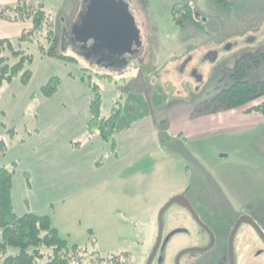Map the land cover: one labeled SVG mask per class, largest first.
Listing matches in <instances>:
<instances>
[{
    "label": "rangeland",
    "instance_id": "obj_1",
    "mask_svg": "<svg viewBox=\"0 0 264 264\" xmlns=\"http://www.w3.org/2000/svg\"><path fill=\"white\" fill-rule=\"evenodd\" d=\"M231 1L234 7L226 11L211 0H125L140 31L141 46L125 70L110 72L87 63L67 43L61 46L83 0H44V10L55 22L62 47L59 52L76 62L51 59L58 63L46 66L49 58L42 57L35 45H23L22 50L34 57L29 67L34 78L27 89L17 78L0 89V108L4 112H0V140L9 147V124L19 129L27 116L36 115V97L24 118L16 113L22 92L34 93L51 78L61 79L64 87L67 73L82 78L86 85L90 78L100 86L104 117L109 116L120 96L123 127L133 122L144 124V119L150 117L159 123L160 131L153 150L132 159L121 177L88 192L80 206L71 208L68 219H55L62 235L69 233L70 244L85 246L90 231L101 257L128 253L131 264H147L157 240L159 211L179 195L196 207L198 216L218 236L213 254L200 258V253H187L180 264H228L227 256L219 255L228 251L229 234L240 215L254 217L264 232V119L246 114L258 102L239 111L211 115L226 121L238 114L233 115V124L212 127L206 134L186 137L191 122L201 117L171 122L184 113L188 117L189 110L193 112L221 87L228 86L229 71L241 56L264 53V0ZM182 5L193 8L200 28L189 23L178 28L171 23L172 8ZM15 62L16 58L10 61ZM245 80L263 81L264 63L249 71ZM180 132L185 139H175ZM81 140L75 143L85 146ZM160 140L165 143L160 145ZM96 144L100 142L93 146ZM108 154L101 153L94 166L101 161L105 164ZM82 201L86 203L83 206ZM103 218L105 221L100 222ZM206 242L205 233L189 212L173 204L163 215L162 239L152 264H174L180 252L199 249ZM235 256L238 264H264V244L247 225L239 228ZM45 263L46 258L37 261Z\"/></svg>",
    "mask_w": 264,
    "mask_h": 264
},
{
    "label": "crops",
    "instance_id": "obj_2",
    "mask_svg": "<svg viewBox=\"0 0 264 264\" xmlns=\"http://www.w3.org/2000/svg\"><path fill=\"white\" fill-rule=\"evenodd\" d=\"M17 1L0 0V5H12ZM29 29H31L30 23L0 21V40H16L23 31ZM53 60L51 58L45 60L46 66L58 63ZM33 78L32 73L30 83L22 87L27 89ZM64 78L65 86L62 87L60 83L57 91L51 97H44L41 94L44 82L34 93L31 90L22 92L19 109L16 111V113L19 112L18 116L24 118L23 116L34 97L39 104L36 107L37 112L34 117L27 116L28 119L19 129L17 126L12 127L9 124V129H14L17 133L13 140L18 142L11 141L5 157L0 159L2 163L0 168L9 167L13 162L17 163L11 191L15 214L20 217L32 212L49 216L52 226L68 241L69 233H66L65 236L62 235L59 225L56 223L58 221L55 219L64 217L68 219L71 208L80 206L81 199H84L88 192L104 188L110 180L116 179L118 176L121 177L124 169L132 163V159L153 150L155 136L157 132L160 134V131L158 130L159 123L150 120V117L144 119H147L144 124H139V122L135 125L134 122L128 126L125 124L128 128L118 130L115 135L116 152L111 154L110 146L102 143L97 136H93L89 140L85 139L86 125L90 118L88 110L92 98L90 89L82 78H74L69 73ZM12 97V100H15V95ZM240 109L242 108H238L236 111ZM0 112L4 114L1 108ZM191 112L192 110H189L188 117L185 118L184 113L182 116H176L171 122L191 120ZM246 114L254 115L252 117L255 119L260 118L259 116L264 119L263 115L257 113ZM233 115L237 117L238 114H232L231 120L226 121L215 120V116L211 115L201 116L198 121L191 122L190 131H187L186 137L194 133L197 135L198 132L206 134L212 130L210 128L219 125H231L234 122L232 121ZM3 126L6 131L8 124ZM175 137V139H185L181 132L177 133ZM21 139L23 141H20ZM81 139L86 143L85 146H80L79 149L72 146V143ZM93 142H100V144H96L97 146L94 147ZM159 144L161 145V141ZM103 152L109 153L105 160L106 163L101 161L97 167L94 166L97 157ZM99 171H103L106 175L101 176ZM26 174L29 176V187L25 182ZM82 202V206L86 204L84 201ZM16 208L19 209L18 213H16ZM104 221L103 218L100 222Z\"/></svg>",
    "mask_w": 264,
    "mask_h": 264
},
{
    "label": "trees",
    "instance_id": "obj_3",
    "mask_svg": "<svg viewBox=\"0 0 264 264\" xmlns=\"http://www.w3.org/2000/svg\"><path fill=\"white\" fill-rule=\"evenodd\" d=\"M86 1L83 0L81 10ZM211 1L226 11L234 7L231 0ZM195 14L190 5L175 6L170 12L171 23L178 28H184L187 23L195 28H200V19ZM0 21L31 24V29L23 31L16 40H0V89L16 78L23 86L30 83L32 72L29 67L33 64L34 57L22 50L25 44L35 45L42 57L60 60L62 63L76 62L75 58L62 55L59 52L62 47H60V41L56 35L55 22L44 10V0H18L12 5H0ZM64 36L61 46L67 43L82 57L80 51L74 47V39L68 33ZM12 58H16L14 64L10 63ZM263 63L264 53H248L241 56L229 71V85L221 87L211 100L194 108L191 117L214 115L244 108L256 102L258 104L246 110V113H257L264 116V80L257 82L245 80L249 71L259 68ZM59 84L58 78H51L41 88V94L44 97H51L57 91ZM87 86L92 98L88 107L90 118L86 125L85 139L89 140L91 137L97 136L102 143L110 146V153L115 154V135L118 130L125 129L120 124L122 105L119 100L122 98L119 96L114 101L111 113L104 117L100 86L90 78L87 79ZM16 134L14 129L9 130L8 141L11 142ZM169 138L166 136V139ZM81 141L83 142V140ZM160 141L162 144L165 143L163 140ZM80 145V142L72 143L75 148ZM7 150L8 143L5 140H0V159L5 157ZM16 165L17 163L13 162L9 167L0 168V264H37V261L42 258H46L45 264H103L104 262L131 264L128 253L101 257L96 249V241L91 238L90 231L88 243L85 246H80L70 244L63 238L52 226L47 215L28 212L18 217L14 212L11 199L12 180ZM25 182L29 187L27 174Z\"/></svg>",
    "mask_w": 264,
    "mask_h": 264
},
{
    "label": "water",
    "instance_id": "obj_4",
    "mask_svg": "<svg viewBox=\"0 0 264 264\" xmlns=\"http://www.w3.org/2000/svg\"><path fill=\"white\" fill-rule=\"evenodd\" d=\"M73 35L75 42L88 43L89 41H98L100 44H107L109 48L119 47L122 48L123 55L131 56L141 46L140 32L136 27L134 18L129 12L128 5L123 0H89L85 6V15L82 19V25L76 30L73 28ZM176 204L189 211L196 223L205 231L209 230L200 222L194 209L190 206L187 199L182 196L172 198L163 208L160 209L158 214V235L153 251L149 257L147 264H152L162 239L163 232V215L166 210ZM242 224L250 225L259 235L264 242V234L259 226L248 217H241L233 227L229 242L228 249L232 261V242L234 235ZM210 234V232H209ZM211 237V247L213 245V237ZM205 249H190L180 253L175 261L179 264V258L182 254L189 252H205Z\"/></svg>",
    "mask_w": 264,
    "mask_h": 264
},
{
    "label": "flooded vegetation",
    "instance_id": "obj_5",
    "mask_svg": "<svg viewBox=\"0 0 264 264\" xmlns=\"http://www.w3.org/2000/svg\"><path fill=\"white\" fill-rule=\"evenodd\" d=\"M89 0L86 1V3L84 4V7L83 9L76 15L75 17V20H74V23L72 24L70 30H69V35L70 37H72V39H74V35H73V28H76V30L82 25V19L84 18V15H85V6L87 4ZM125 2V0H123ZM128 7H129V4L127 2H125ZM130 12V10H129ZM131 14V12H130ZM132 15V14H131ZM132 17L134 18V15H132ZM134 21H135V24H136V20L134 18ZM137 26V24H136ZM138 28V26H137ZM75 41V40H74ZM75 49H77L78 51H80L82 57L84 58V60L89 63V64H93V65H96L97 67L99 68H102V69H105L106 71H110V72H122V70H124L125 68H127L128 64H129V61L130 59L135 56L136 52L134 54H132L131 56H127V55H123L122 53V48H119V47H115V48H109L108 49V45L107 44H100L98 41H89L88 43H76L75 42V45H74ZM183 196V195H182ZM185 197V196H184ZM186 198V197H185ZM187 199V198H186ZM190 204V206L194 209L195 213L197 214V211H196V207H194V205H192V203L187 200ZM190 214V213H189ZM191 215V214H190ZM198 216V214H197ZM192 217V216H191ZM241 217H248L250 219H252L256 224L258 223L254 217H251V216H248V215H240L236 222L241 218ZM200 222L209 230L210 234L212 235L213 237V245L211 247L210 246V243H211V237H210V234L209 232L203 230L197 223L196 221L193 219V221L195 222V224H197L199 227H200V231L204 232L206 237H207V242L204 244L203 243V246L199 249H205V248H208L209 249L205 252H189V253H200L202 256L200 258H204L206 255L208 254H213L212 252L216 249V243H217V239H218V236L217 234L212 231L206 224L205 222L198 216ZM235 222V224H236ZM234 224V226H235ZM242 225H245V224H242ZM241 225V226H242ZM247 226H249L253 231L254 233L257 235V237L260 239V241L264 244L263 240L259 237V235L257 234V232L248 224H246ZM260 228V225L257 224ZM233 226V227H234ZM240 226V227H241ZM232 227V229H233ZM239 227V228H240ZM239 228L238 230L236 231L235 235H234V238H233V242H232V261H233V264H238L237 263V259H236V256H235V240H236V237L238 235V232H239ZM202 229V230H201ZM231 229V231H232ZM261 229V228H260ZM262 230V229H261ZM262 233L264 234V232L262 231ZM231 234V232H230ZM230 234H229V237H230ZM228 242H229V238H228ZM186 251V250H185ZM184 252V251H182ZM180 252V253H182ZM179 253V254H180ZM178 254V255H179ZM187 254V253H185ZM185 254H182L179 258V264H180V259L182 258V256H184ZM177 255V256H178ZM227 256V261L226 263L228 264H231V257L229 255V249L227 252L225 253H221L219 256ZM176 256V258H177ZM218 257V256H217ZM216 257V258H217ZM176 258L174 259V264H175V261H176ZM199 258V259H200ZM214 258H212V261H213ZM203 264V263H202Z\"/></svg>",
    "mask_w": 264,
    "mask_h": 264
}]
</instances>
